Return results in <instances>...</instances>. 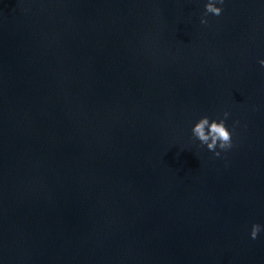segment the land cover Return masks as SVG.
Wrapping results in <instances>:
<instances>
[{
	"label": "water",
	"instance_id": "obj_1",
	"mask_svg": "<svg viewBox=\"0 0 264 264\" xmlns=\"http://www.w3.org/2000/svg\"><path fill=\"white\" fill-rule=\"evenodd\" d=\"M205 2L0 0V264H264V0Z\"/></svg>",
	"mask_w": 264,
	"mask_h": 264
},
{
	"label": "clouds",
	"instance_id": "obj_2",
	"mask_svg": "<svg viewBox=\"0 0 264 264\" xmlns=\"http://www.w3.org/2000/svg\"><path fill=\"white\" fill-rule=\"evenodd\" d=\"M225 4L226 0H206L200 23L207 25V17L221 16L224 12ZM257 63L261 68H264V59H258ZM230 115L229 111H224L222 117L211 118L207 115L201 116L191 126V139L198 141L199 147L206 148L215 158H221L223 153H227L233 149V135L240 124L238 120L234 121L230 128L227 123ZM262 232H264V226L254 223L251 226L249 237L252 240H256Z\"/></svg>",
	"mask_w": 264,
	"mask_h": 264
}]
</instances>
